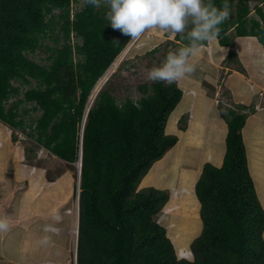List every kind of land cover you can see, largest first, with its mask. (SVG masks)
Returning <instances> with one entry per match:
<instances>
[{
    "label": "trees",
    "instance_id": "obj_1",
    "mask_svg": "<svg viewBox=\"0 0 264 264\" xmlns=\"http://www.w3.org/2000/svg\"><path fill=\"white\" fill-rule=\"evenodd\" d=\"M74 1L0 0V119L71 169H77L91 91L130 38L112 29L106 6H83L73 18ZM250 1L228 0L236 14L219 25L222 45L234 43L233 28L235 35H254L264 46V7L256 5L260 19L255 18ZM212 3L220 8L223 0ZM74 32L81 40L76 45L70 40ZM176 38L181 42L174 47L189 43L187 32ZM40 48L49 52L50 63L30 57ZM235 55L231 48L229 57ZM13 80L30 86L22 95ZM141 90L139 100L123 102L108 89L100 91L90 108L83 134L78 264H264V207L243 134L248 114L232 108L223 114L228 120L224 162L201 168L196 194L203 229L192 244L194 258L179 257L174 238L158 221L169 192L141 183L154 162L178 148V136L166 127L183 91L176 82L162 81ZM33 110L41 114L28 123L25 116ZM180 122L185 130V116ZM174 167L177 176L189 169L180 162Z\"/></svg>",
    "mask_w": 264,
    "mask_h": 264
},
{
    "label": "crops",
    "instance_id": "obj_2",
    "mask_svg": "<svg viewBox=\"0 0 264 264\" xmlns=\"http://www.w3.org/2000/svg\"><path fill=\"white\" fill-rule=\"evenodd\" d=\"M230 33L234 34L233 44L222 45L217 38L209 45H203L190 57V63L195 65L196 70L177 81L184 90L180 105L170 117L177 125V134L171 131L168 133L179 138L178 155L175 159L189 167L185 174L181 172L178 184L172 188L178 193L184 192L185 198H182L181 202H186L189 197H195L194 185L205 163L221 166L224 161L228 124L207 87L210 84L217 85L222 74L225 75V85L234 101L252 106L253 114L248 117L243 129L244 142L256 188L258 183L264 182V46L254 35L238 36L235 35L233 28ZM231 48L236 51L233 58L229 57ZM256 103L257 110L253 108ZM184 115H188L189 124L187 123L186 130H181L178 125ZM219 124L221 128L216 133ZM10 130L8 125L0 121V216H8L10 224L16 226L19 222L24 223L22 230L28 243L23 245V249H8L3 244L6 239L3 231L0 232V264H58L56 250L46 249L41 241L44 234L50 235L51 239H57L59 231L54 224H51L55 226L52 230L44 229L42 222L44 213L50 215L49 211L54 206L72 197L74 186L69 176L71 168L62 167L57 172L56 162L63 164L65 161L39 146L35 149L18 145ZM188 147L195 156L194 163L190 165L184 161ZM40 152L52 161L51 167L42 166V157L36 164ZM46 152H49V155ZM30 154L35 162L28 161L32 159ZM257 164H260V167H256ZM176 168L169 170L166 166L164 169L171 174ZM261 168L262 172L259 173L258 170ZM152 171L155 173V167ZM181 175H185V179L180 178ZM143 185L147 186L148 183ZM32 191L34 194L29 198ZM39 194L51 199V204L44 208ZM258 194L261 196L260 192ZM70 210L66 211L72 215L73 212ZM38 247L43 249L44 257L27 254L36 252ZM15 252L17 256H14Z\"/></svg>",
    "mask_w": 264,
    "mask_h": 264
},
{
    "label": "rangeland",
    "instance_id": "obj_3",
    "mask_svg": "<svg viewBox=\"0 0 264 264\" xmlns=\"http://www.w3.org/2000/svg\"><path fill=\"white\" fill-rule=\"evenodd\" d=\"M77 1L78 2L74 1L72 4L73 14L77 11H80L83 7L81 5V0H77ZM236 2L237 0H235V4ZM235 4L233 7L230 6V17L231 16L235 17L236 14ZM257 4H261V5L263 4L264 7V2L262 3L261 0H251L250 1V6L252 10L251 15L254 16L255 18L260 19L259 15H257L255 11ZM233 35L234 34L232 33V36ZM175 36L176 35H172L158 29H152L144 33L132 48L130 49L128 48V50L126 47H125L126 50L124 48L126 54L122 52L121 55L122 57L119 59L117 67H115L113 71L111 70L112 72H109L108 75L106 73V75L99 80L100 81L99 83L102 82L101 83L102 85H99L98 87L100 91L108 89L110 93H112L116 97L118 102H123L127 98H131L133 100H139L143 95L141 90V85H144L146 83L152 85L154 83L153 81L147 79V70L151 69L154 66H160L163 63V61L166 59V56L169 53V51H175L176 49L180 48L178 46L177 47L172 46V44L178 42ZM70 40L75 45L77 43H80V40L76 36L75 32L71 34ZM45 41L46 43H50L51 45H53V42H50V40L46 39ZM154 48L157 49L155 50ZM48 54L49 52L45 48H40L37 51L30 53V57L42 64L46 62L50 63V60L47 59ZM76 58H78V56H76ZM32 82L36 84L35 81ZM20 84L23 95L24 91H26L30 85L22 84V82H20ZM96 93L93 92V96H95ZM224 96L227 99V101H229L228 94L226 93V95H221V98H223ZM92 99L90 101V105L91 102H93ZM222 101L225 105L226 102H224V100ZM179 105L180 103L178 104V106ZM238 105H243V103L238 102ZM178 106L176 108H178ZM245 106L247 107L248 105L245 104ZM247 109L248 108H245L243 111L246 112ZM224 112L228 113V110L224 109ZM40 114L41 111L33 110L30 113L26 114L25 116L26 121H28L29 123L30 121H32V117L39 116ZM184 116L185 119L188 118V115H184ZM170 117L168 120L169 126L167 123L166 130L167 132L171 131L172 133H176L177 125L174 123V120H170ZM247 122L248 119L246 121V124ZM186 123L189 124V121ZM180 125L181 124L178 125L179 128ZM29 128H27L26 131H30L31 129ZM220 128H221V124L218 125V129L216 133H218ZM191 129L192 126L190 127V130ZM10 131L12 135L15 136L14 141H16L18 145L24 146L25 148L35 147V149L36 146L38 147V143L30 139V137H27V139H19L16 133V129H11ZM177 150L178 148H175V150H173L172 152L166 153L163 159L159 162V165H161V167L158 166L157 164L151 166V167H155V173H153L152 179L151 181H149L150 183L147 182L148 185L144 186L143 184L146 183H143L144 181L143 180L141 183V187L147 188L149 186H154L158 189H163L166 190L167 192H171L172 197L170 195L171 199L169 201L168 206L166 207L165 216L160 215L158 219L159 220L162 219L163 221L162 224L164 223L169 227L170 233L175 240L174 242L176 243L175 248L178 256L192 259L194 258V254L192 251V244L199 237L203 229L201 203L198 197L196 199V197L194 196L189 197V199L186 202H181V199L185 198L184 192L178 193L177 190H172V188L178 184L179 177L177 175H174L173 172H171V174L167 173L164 168L167 166L169 170L174 169V165L177 164L178 162V160L175 159V156L178 155ZM191 152H192L191 148L189 147L186 148L184 161L188 163L187 165L194 163L193 159L195 158V156L192 155ZM46 153L47 155H49V152ZM30 156L32 157L31 154ZM39 156L40 158L36 160V164L40 162L42 157L41 164L43 167L52 166V161L50 159H47V156H44V154H41V152ZM28 161L35 162V159L34 157H32V159L31 160L28 159ZM55 167H57L56 171L59 172L62 167H68V165L66 161L65 163L63 162V164L61 162H56ZM256 167H260V164H257ZM261 170L262 168L259 169L258 172L259 173L262 172ZM77 173L78 171L74 169H70L69 176L71 177L74 186V193L72 197L64 199L63 201L58 203L57 206H54L52 210L49 211L50 215H47V213H44L43 215L42 225L44 226V229L52 230V228L56 226L59 231V236L57 239H51L50 235L44 234L42 236V241H41L43 247H46V249H51L53 251L56 250V254L58 255V260H57L58 264H75L77 233H78V224L75 225L77 212H78L77 222L79 220V197L77 196L79 195L78 194L79 191L77 188V184H78ZM263 174H264V167H263ZM48 177H50V174L48 175ZM190 182L192 183L193 179H191ZM164 185L165 187H163ZM256 189H257V193L260 192L261 196L259 194L258 196L260 198V201L264 205V182L258 183V187ZM33 192L34 191H32V193L29 194V198L32 197V195L34 194ZM173 195L176 196L174 202L172 201ZM38 197L41 200L42 202L41 204L43 205L44 208L49 204H51L50 202L51 199H47V197H45L43 194H41V196L39 194ZM15 205L17 206L18 202H16ZM65 209L66 210L71 209L73 212L72 215L69 212H67ZM51 224H54L55 226ZM23 225L25 226V224L21 222H19L17 226L13 225L12 223L10 224V227L7 231H3V234L6 238L3 244L8 249H17V250L23 249L24 246L28 243L26 234L22 230ZM28 225L30 226V224ZM75 226H77L76 234L74 232ZM3 239L4 237H2V240ZM36 250H37L36 252H32V253L27 252V254L31 256L34 255L38 257H44L42 248L38 247ZM14 254H16L14 256H17L16 252Z\"/></svg>",
    "mask_w": 264,
    "mask_h": 264
},
{
    "label": "clouds",
    "instance_id": "obj_4",
    "mask_svg": "<svg viewBox=\"0 0 264 264\" xmlns=\"http://www.w3.org/2000/svg\"><path fill=\"white\" fill-rule=\"evenodd\" d=\"M81 5L82 6H92L96 9L101 8L102 5L106 6L108 8V11L105 14V18L110 23L112 29L119 30L125 36H130L129 40L127 41V43L125 44V46L123 47L119 55L111 63V65L107 68V70L99 78V80L102 79L106 75V73L108 72L112 64L122 54V52L124 51V48L125 47L129 49L132 48L134 44L140 39V37L147 31L152 30V29H158V30L164 31L172 35L180 34L182 37H183V34L187 32V40L189 41V43L186 46L180 47L176 49L175 51H169V53L166 56V59L163 61V63L160 66H154L151 69L147 70L148 80L153 81L154 83L162 81L166 84H172L173 82H176L181 89L182 87L177 81L183 78L186 74H191L196 70L195 65L193 63H190V57L195 55L196 52L199 50V48L203 47V45H209L211 41L216 40L221 31L219 25H221L224 21L230 18V5L228 3V0H223V3L220 8H217L216 6H214V4L212 3V0H207V3L205 2V0H81ZM71 12H72V8H71ZM72 15L74 18V14ZM176 40L179 42V43L177 42V44H180L181 40L178 38H176ZM113 42L119 44L118 40L113 41ZM76 56L78 55H76V52H75V57ZM99 80L97 81V83L99 82ZM20 82H21L20 80H13V84L15 86H19ZM97 83L94 85L91 91V94L88 98V101H87L85 114H84L83 122L81 125V143H80L79 159L75 164L77 169H74L78 171L77 188L79 191L78 193L79 195L77 196L79 197V211H80V193H81L80 175H82V172H81L82 163L80 164V158H82L83 160V152L81 156V149H83V139L82 138H83L85 123L87 121L90 108L92 107L100 91L99 90L93 97V92H94V89ZM207 87L210 89L211 94L216 100V103L218 104L219 108L221 109L222 107V110H221L222 116L223 114H225L224 109L229 110V108H232L236 110L237 112H245L243 111L244 109H240L238 107V102L234 101L230 91L227 89L225 85V75L224 74H222V77L220 78L217 85L213 86L210 84V85H207ZM182 91L184 90L182 89ZM226 93L228 94L229 101H227L225 96L221 98V95H226ZM15 97L17 96H14L11 100H9V102H12L15 99ZM91 99L93 102H91V105H90ZM221 99L224 100V102H226L225 105ZM243 105L245 106V104ZM247 108L248 109L246 110V112L249 117L251 114H253V109L251 105H248ZM253 108L257 110L256 109L258 108L257 103L253 106ZM188 119L189 117L186 118V122H188ZM225 120L228 124V120L226 118ZM0 121L2 120L0 119ZM5 124L8 125L7 123ZM182 125H184V123H182ZM8 127L10 129H14L10 125H8ZM16 133L19 139H27V137H30L28 133H25L21 130H16ZM30 139L32 138L30 137ZM38 146L41 147V149H46L42 145L38 144ZM226 150H227V146H226ZM48 151L51 152L50 150ZM51 153L54 154L53 152ZM162 159L154 162V164H157L159 166V162ZM153 168L154 167L150 168V170L148 171V174L151 172ZM146 176H144V178ZM197 181L198 179L196 180L195 185H194L196 199H197V194H196ZM169 194L171 195V192H169ZM160 215L164 216L165 212L162 211L158 215V218ZM158 221L160 223L163 222L162 219L161 220L158 219ZM10 223H11V220L8 216H0V232L7 231L10 227ZM163 225L167 228V231L169 234L170 233L169 227L165 225L164 223ZM78 232H79V220H78ZM174 244L176 245L175 242ZM76 247L77 248H76L75 264H78V233H77Z\"/></svg>",
    "mask_w": 264,
    "mask_h": 264
},
{
    "label": "bare ground",
    "instance_id": "obj_5",
    "mask_svg": "<svg viewBox=\"0 0 264 264\" xmlns=\"http://www.w3.org/2000/svg\"><path fill=\"white\" fill-rule=\"evenodd\" d=\"M127 48V47H126ZM126 48H125V50H126ZM123 51V53H125L126 51ZM127 50H128V48H127ZM126 54V53H125ZM122 55V54H121ZM119 56L118 57V59L112 64V66L109 68V70H108V72H107V75L109 74V72H112L113 71V69L115 68V67H117V65H118V62H119V59L122 57V56ZM124 61V60H123ZM112 70V71H111ZM100 82V81H99ZM97 83V85H96V87H95V89H94V93H96L97 91H99L100 89L98 88L99 87V85H102L101 83ZM94 97V96H93ZM51 158V157H50ZM79 165V164H78ZM152 175H153V171L151 170V172L144 178V181H143V183H147V182H149V181H151V179H152ZM150 183V182H149ZM175 193V192H174ZM176 194H177V192H176ZM175 199H176V196L175 195H173V198H172V201L174 202L175 201ZM167 211H169V210H167ZM77 214V216H76V220H75V225H77L78 224V222H77V217H78V212L76 213ZM77 226H75V229H74V232H75V234H76V232H77V228H76Z\"/></svg>",
    "mask_w": 264,
    "mask_h": 264
},
{
    "label": "water",
    "instance_id": "obj_6",
    "mask_svg": "<svg viewBox=\"0 0 264 264\" xmlns=\"http://www.w3.org/2000/svg\"><path fill=\"white\" fill-rule=\"evenodd\" d=\"M83 139V138H82ZM82 152H83V149H81V156H82ZM82 163V158H80V164ZM81 172H82V169H81ZM81 177V175H80Z\"/></svg>",
    "mask_w": 264,
    "mask_h": 264
}]
</instances>
